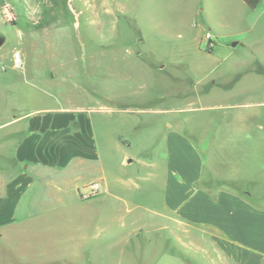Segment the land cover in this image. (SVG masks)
Here are the masks:
<instances>
[{"label": "rangeland", "instance_id": "374dc122", "mask_svg": "<svg viewBox=\"0 0 264 264\" xmlns=\"http://www.w3.org/2000/svg\"><path fill=\"white\" fill-rule=\"evenodd\" d=\"M0 37V172L9 122L83 108L109 184L93 168L44 175L26 198L35 206L0 231V264H230L164 209L162 138L180 129L193 141L263 101L251 56L264 51V0H0Z\"/></svg>", "mask_w": 264, "mask_h": 264}, {"label": "crops", "instance_id": "0c3cea01", "mask_svg": "<svg viewBox=\"0 0 264 264\" xmlns=\"http://www.w3.org/2000/svg\"><path fill=\"white\" fill-rule=\"evenodd\" d=\"M254 51L259 54L251 62L262 68L254 92L263 101L211 120L195 131L193 141L180 129L166 133L165 128L162 138L164 209L203 241L209 239L218 258L230 264H264V51ZM9 124L15 126L16 143L0 172V231L21 222L22 206H35L26 198L34 190L40 193L44 175L57 179L93 168L109 185L97 120L85 109L40 110Z\"/></svg>", "mask_w": 264, "mask_h": 264}, {"label": "trees", "instance_id": "16d2710c", "mask_svg": "<svg viewBox=\"0 0 264 264\" xmlns=\"http://www.w3.org/2000/svg\"><path fill=\"white\" fill-rule=\"evenodd\" d=\"M243 3L250 9H254L260 0H242Z\"/></svg>", "mask_w": 264, "mask_h": 264}, {"label": "built area", "instance_id": "2783aa9c", "mask_svg": "<svg viewBox=\"0 0 264 264\" xmlns=\"http://www.w3.org/2000/svg\"><path fill=\"white\" fill-rule=\"evenodd\" d=\"M206 39H210V35L209 34H206ZM91 189L92 190H97L98 189V185L96 183L92 184L91 185Z\"/></svg>", "mask_w": 264, "mask_h": 264}, {"label": "water", "instance_id": "95a60500", "mask_svg": "<svg viewBox=\"0 0 264 264\" xmlns=\"http://www.w3.org/2000/svg\"><path fill=\"white\" fill-rule=\"evenodd\" d=\"M2 43H3V38L0 37V46L2 45ZM235 44H236V43H233V46H235Z\"/></svg>", "mask_w": 264, "mask_h": 264}]
</instances>
